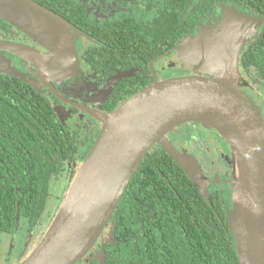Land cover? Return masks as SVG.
<instances>
[{"label":"water","instance_id":"obj_1","mask_svg":"<svg viewBox=\"0 0 264 264\" xmlns=\"http://www.w3.org/2000/svg\"><path fill=\"white\" fill-rule=\"evenodd\" d=\"M0 18L51 50L50 59L37 50L0 39V73L23 78L4 54L40 59L46 74L69 77L78 68L75 36L86 35L66 19L33 0H0ZM74 31V32H73ZM235 40L233 33L220 39ZM206 35L187 39L201 42L198 59H186L207 71L156 81L126 100L115 111L99 112L102 130L64 199L51 228L20 264H78L94 249L148 152L160 144L210 202L209 179L199 160L177 149L167 135L186 123L215 128L231 145L234 163L233 209L230 228L241 264H264V119L255 105L232 83L239 75L243 46L224 68L210 66ZM241 45L243 43H240ZM228 77L227 83L220 78ZM226 79V78H224ZM113 241V240H112Z\"/></svg>","mask_w":264,"mask_h":264},{"label":"trees","instance_id":"obj_2","mask_svg":"<svg viewBox=\"0 0 264 264\" xmlns=\"http://www.w3.org/2000/svg\"><path fill=\"white\" fill-rule=\"evenodd\" d=\"M243 5L264 15V0H245ZM5 23L0 18V26ZM113 37L109 46H114ZM241 62L264 76V32L242 52ZM142 90L129 88L130 97L115 99L110 110ZM73 145L35 88L0 73V235L13 234L22 220L32 226L42 217L52 175L76 155ZM93 146L81 159L87 160ZM232 209L225 190L212 185L209 202L173 157L155 146L109 223L113 241L92 264H241L230 228Z\"/></svg>","mask_w":264,"mask_h":264},{"label":"flooded vegetation","instance_id":"obj_3","mask_svg":"<svg viewBox=\"0 0 264 264\" xmlns=\"http://www.w3.org/2000/svg\"><path fill=\"white\" fill-rule=\"evenodd\" d=\"M33 1L86 33V35L75 36L79 65L76 72L66 78L48 72L45 74L38 65L40 60L38 58L28 55L20 57L9 51L4 53L10 59V65L23 78L12 76L37 90L41 98L54 109L59 121L67 129L69 140H74L73 147L76 155L66 159L60 171L52 175V181L61 175L75 174L78 166L85 162L81 159L83 153L86 148L93 146L102 130V122L96 115L99 116V112H112L110 108L115 99L130 97L129 88L136 87L142 90L156 81L190 75L213 76L207 73L208 70L201 71L186 60L189 59L188 55L190 56L191 52H196L198 55L203 53L198 49L202 46L201 42L185 43L187 39H196L202 35L214 36L218 32L233 33L232 28L240 23L245 29L255 32L250 41H245L242 45L238 43V46L245 47L242 51L244 52L264 32V15L255 12L253 8L248 9L244 6L245 0ZM112 37L114 46H109L107 41ZM0 38L34 48L37 50L38 57H44L45 60L51 58L48 55L52 52L44 47L46 45L8 22L0 26ZM221 40L214 38L212 43L205 46L206 55L208 52L212 57L213 53L219 50ZM234 47L235 44L232 49ZM232 53L230 57L233 56ZM201 66L208 68V66ZM224 67L226 65L220 68ZM239 67L241 76L244 77L240 82H247L255 90L254 92L263 94L264 76L245 68L241 60ZM244 86L240 83L239 89L244 91ZM184 125L180 127L197 126L198 132L208 131L199 123L191 122ZM179 128L167 135L173 144H176ZM214 132V139L220 145V149H230L229 154L222 155L227 160L228 155L231 156V145L217 130L214 129ZM69 152L72 156L73 151ZM63 154H65L64 151ZM195 156L201 164V158L198 155ZM225 174L228 179L230 172L226 171ZM216 178L214 176L209 178L210 187L219 183L218 177ZM50 198L51 191L48 201ZM41 221L42 217L31 226L28 221L22 220L16 231L8 235L20 238L25 224L28 237H32ZM22 245L20 256H18L20 258L27 251L24 247L25 242ZM8 252L12 251L8 250ZM95 258L96 256L89 258L90 264Z\"/></svg>","mask_w":264,"mask_h":264},{"label":"rangeland","instance_id":"obj_4","mask_svg":"<svg viewBox=\"0 0 264 264\" xmlns=\"http://www.w3.org/2000/svg\"><path fill=\"white\" fill-rule=\"evenodd\" d=\"M232 32L235 38L239 40L238 43H244L245 41L246 42L250 41L255 35V32H252L250 29H245L244 27H242L240 23H238L236 26L232 28ZM227 34L228 33L218 32L214 36L206 35L207 39L205 43L210 44L214 41V38L217 39ZM221 39H222L220 41L221 44L222 43L228 44L230 42H232V46L233 44H235V47L233 48L234 51L232 53L234 55L239 47L238 43H236L235 40H227L223 38ZM243 49H245L244 46ZM232 57H229V59H227L228 61L227 65L231 63ZM239 71H240V67H239ZM220 77H224V76L220 75ZM224 78H220V79H222L227 83L231 82V80L228 77H224ZM243 78L244 77L241 76V73L239 72V75L237 76L235 81L231 83L232 85L234 84L238 89L240 83H243V85H245L244 91L242 90L241 91L245 95H247V97L251 100L252 104L257 107V109L259 110V112L261 113L264 119V93L257 94L256 92H254L255 90L251 88L249 84H247V82L246 83L244 81L240 82V80ZM196 127L195 126H188V127L186 126L183 128L178 127L179 132H177L178 138L176 140V144H173L172 142L171 143L180 151L186 150L188 153L193 154L194 156L198 155L201 158L202 163L200 164V166L202 167V170L206 174L207 178L209 177L211 179L213 176L215 178L218 177L219 183L217 185L220 186L222 190H225L228 193V195H230L232 201V207H234L233 184L231 180L233 179V171L235 170H234V163H231L229 160V158L232 157V149H231V156L228 155L226 160L224 157H222V155L229 154L230 149L229 148L225 150L220 149V145L214 139L215 128H207L208 131L203 133V132H198L197 131L198 129ZM82 165L83 164L78 166L77 171L73 175L69 173L67 175L65 174V176L61 175L62 177L59 176L53 179L51 183V198L47 203L44 214L42 215V221L38 225V227L34 230L32 237L30 236L28 237L27 225L25 224L22 227L23 232L20 238H16V237L14 238V236L12 237L11 235H0V264H20L38 246V244L42 241L44 236L51 228L52 223L55 220L54 218H56L64 199L66 198L68 192L72 188ZM226 171L230 172V176L228 179L226 178V174H225ZM210 179H209V189L211 185ZM108 227L105 230L104 234L100 237L94 249L89 252L90 255L88 254L86 258L83 259L78 264H90L89 258H94V256H96L95 259L102 258L103 256L102 250H104L105 247L104 244L106 242L112 241L114 238L112 228L111 227L108 228ZM24 242H25L24 247L27 249V251L23 253L22 258H20L18 256H20V250ZM29 242L31 244L30 246H29ZM12 243H15L13 244L15 246H13ZM8 250H11L12 252H8Z\"/></svg>","mask_w":264,"mask_h":264},{"label":"bare ground","instance_id":"obj_5","mask_svg":"<svg viewBox=\"0 0 264 264\" xmlns=\"http://www.w3.org/2000/svg\"><path fill=\"white\" fill-rule=\"evenodd\" d=\"M231 49H232V42H230L228 44L222 43L220 45L219 50H217V52L213 53L214 57L212 56L213 59H212L210 66L219 67L220 63H221V66L227 65V62H228L227 59H229V57L232 53ZM232 50H234V49H232ZM230 51H231V53H230ZM207 54H208V56L211 57V55L208 52H207ZM188 58L192 61L197 62L198 64L200 63L199 61H201V59L200 60L198 59V54L196 52H191L190 56L188 55ZM200 64L203 65V63H200ZM200 64H199V66H200Z\"/></svg>","mask_w":264,"mask_h":264}]
</instances>
